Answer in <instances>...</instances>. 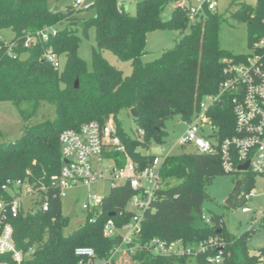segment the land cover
I'll use <instances>...</instances> for the list:
<instances>
[{
	"label": "trees",
	"instance_id": "obj_1",
	"mask_svg": "<svg viewBox=\"0 0 264 264\" xmlns=\"http://www.w3.org/2000/svg\"><path fill=\"white\" fill-rule=\"evenodd\" d=\"M176 1L142 0L137 3V13L132 14L117 0H95L91 7L96 15L81 18L73 6L54 10L49 0H0V102H12L25 121L19 140L0 145V190L7 179L20 177L51 187V178L63 164L60 134L78 129L86 121L104 124L113 120L125 146L123 152L111 153L119 164L127 159L143 167L154 163L157 156L142 154L140 146L154 139L160 141L166 133L165 121L171 117L188 121L201 112L204 98L219 93L224 70L244 58L221 47L219 30L224 17L218 11L206 10L192 20L186 9L175 6ZM171 3L174 9L165 20L163 13ZM232 16L248 23L251 44L264 38V0L255 6L237 3ZM91 26L96 28L97 44L93 48V69L79 55L80 33ZM50 27L56 32L51 31L48 40L38 36L25 46L29 36ZM168 27L180 33L189 29V33L152 62H144L149 33ZM6 29L13 31L12 40L6 39ZM105 49L119 59L130 60L132 74L126 76L112 65L103 55ZM50 50L66 58L64 67L48 60ZM42 102L54 104L57 117L32 124ZM132 108L141 114L137 121L144 141L132 138L121 128L120 113ZM206 113L219 140L235 134L229 99L210 104ZM162 161V186L145 210L142 232L134 243L150 251L123 252L121 258L108 264H216L210 258L220 252L222 264L264 263V250L259 255L250 252L249 234L231 233L220 215L204 216L207 185L226 172L220 156L188 152L172 154ZM234 174L243 180L240 197L250 193L256 175L251 171ZM56 192L50 189V193ZM133 194L129 184L112 189L101 206L103 214L69 233L66 228L71 218L63 214L58 195L48 211H22L12 218V224L17 248L25 252L32 249L23 264H79L75 254L79 246L94 247L97 259L107 262L121 245L122 235L105 237L103 227L109 218L119 228L132 219L129 204ZM212 237L218 244L206 252L172 256L151 253L150 243L157 238L168 245L181 240L187 246H200Z\"/></svg>",
	"mask_w": 264,
	"mask_h": 264
},
{
	"label": "built area",
	"instance_id": "obj_2",
	"mask_svg": "<svg viewBox=\"0 0 264 264\" xmlns=\"http://www.w3.org/2000/svg\"><path fill=\"white\" fill-rule=\"evenodd\" d=\"M83 3L82 0L76 1L79 6ZM175 6L186 9L190 19L194 20L206 10L218 11V0H192V2L178 0ZM51 31L56 32L55 28L50 27L33 37L29 36L25 46L28 47L38 36L48 40ZM12 47L11 44L10 50ZM13 57L16 58L15 55ZM46 57L55 66L62 67L59 57L51 50ZM224 74L219 93L208 97L210 104L229 99L235 115V134L219 140L214 135L215 126L206 113L210 104L204 108L202 104L201 112L191 120L184 121L187 129L177 143L181 146L192 144L196 152L202 154H218L223 169L228 173L251 171L254 175L264 178V38L255 39L252 43V52L237 63L230 64L224 70ZM206 126L211 129L209 134H204ZM60 144L63 164L59 173L51 178V187L32 183L21 177L7 179L3 183L0 190V264H23L28 253L32 252V249L25 252L17 248L12 224V218L19 216L22 211L25 212V197L32 198V207L28 212H37L38 209L48 211L56 195L62 199L72 188L90 187L105 180L111 181V190L124 184L131 186L134 196L129 204V211L134 215L120 228L113 218L107 219L103 227L105 237L122 235L121 245L116 248L107 262L97 259L94 247L79 246L75 250L79 264H108L109 261L116 260L123 251L132 254L141 249L150 251L134 243L142 232L145 210L156 200L157 191L162 186L160 168L163 161L156 157L152 165L145 167L129 159L119 164L111 153H121L125 150V146L113 120H108L104 124L94 120L86 121L78 129L65 130L60 134ZM247 161H250L248 170H239L240 165ZM50 189H56L58 193L52 194ZM252 193L250 191L247 194L252 195ZM106 197L88 194V199L82 206L87 214L85 222L96 221L103 214L101 206ZM242 210L244 213L250 212L246 206L242 207ZM217 244V238L213 237L200 246H187L181 240L168 245L157 238L150 243V246L153 248L151 253L154 256H172L206 252L210 246ZM222 260L221 252L210 258V261L216 264H222Z\"/></svg>",
	"mask_w": 264,
	"mask_h": 264
},
{
	"label": "rangeland",
	"instance_id": "obj_3",
	"mask_svg": "<svg viewBox=\"0 0 264 264\" xmlns=\"http://www.w3.org/2000/svg\"><path fill=\"white\" fill-rule=\"evenodd\" d=\"M77 0H49L52 9L66 10L68 6H73L77 11V16L93 17L96 15L95 8L91 7L95 0H82V6L76 4ZM142 0H117L118 5L123 7L127 12L137 13V3ZM259 0H218V13L224 17L219 30V41L221 47L232 52L235 55L246 56L252 52V44L249 39V26L243 20L237 19L232 14L237 8V3H247L255 6ZM196 4V3H194ZM174 9V3L168 4L163 13V18L168 20ZM189 33L186 29L184 33H180L171 28H163L151 31L147 37V52L143 55L144 62H152L158 58L163 51L174 47L178 41ZM6 39L12 40L15 35L12 30L6 29L4 32ZM81 48L79 50L80 57L87 62L88 68L93 69V48L96 44V28L90 27L86 33L81 32ZM104 57L115 67L121 69L124 75L129 76L133 72V64L130 60L119 59L112 50H103ZM60 62L62 67L65 65V57L61 56ZM203 108L210 104L209 97L203 100ZM57 117L56 107L54 104L42 102L38 107L35 115L31 119V123L35 124L45 119H55ZM119 120L121 128L132 138L144 141L138 121L133 117L131 111L123 110L120 113ZM25 121L20 114L19 109L10 101L0 102V145L19 140L23 135V127ZM165 131L160 141L154 139L147 144L140 146L139 150L144 155L157 156L160 160L172 154H181L195 152L196 148L192 144L181 146L177 143L180 136L187 129L186 123L180 116L171 117L165 121ZM211 129L206 126L204 134H209ZM240 179V178H239ZM238 176L233 173L223 172L217 175L207 185L208 197L202 205L205 218L220 215L223 217L228 230L236 235L241 233L249 234L248 240L249 250L252 254L259 255L264 250V178L256 175V182L252 189V195L244 194L240 197L234 208L226 205V200L230 197L234 189ZM176 183V182H175ZM178 183V182H177ZM111 192V181L105 180L91 185L90 187L80 186L72 188L66 192V196L61 199L62 212L69 217L71 208L76 205L77 216L69 220L66 231L72 232L80 225L85 223L87 214L83 211V203L88 199V194L106 197ZM248 207L249 213H244L242 207ZM32 207V198L25 197L24 211L28 212ZM201 224L205 220H200ZM125 248V247H124ZM124 252V251H123ZM118 255V258L122 254ZM98 263V262H97Z\"/></svg>",
	"mask_w": 264,
	"mask_h": 264
},
{
	"label": "water",
	"instance_id": "obj_4",
	"mask_svg": "<svg viewBox=\"0 0 264 264\" xmlns=\"http://www.w3.org/2000/svg\"><path fill=\"white\" fill-rule=\"evenodd\" d=\"M56 9V8H55ZM54 9V10H55ZM75 86L78 87L79 86V81L77 80L76 83H75ZM131 114L133 115V117L137 120L138 118L141 117V114L139 111H137L135 108H132L131 110ZM250 166V161H247L246 163L244 164H241L240 167H239V170H248ZM242 186H243V180L240 179L237 181L234 189L232 190L231 192V195L230 197L226 200V205H228L229 207H232L234 208L236 206V203L237 201L239 200L240 198V195H241V190H242ZM69 217L72 219L74 217H76L78 214H77V209H76V205H74L72 208H71V211L69 213Z\"/></svg>",
	"mask_w": 264,
	"mask_h": 264
},
{
	"label": "crops",
	"instance_id": "obj_5",
	"mask_svg": "<svg viewBox=\"0 0 264 264\" xmlns=\"http://www.w3.org/2000/svg\"><path fill=\"white\" fill-rule=\"evenodd\" d=\"M196 152V151H195ZM249 213V212H248ZM123 255V254H122ZM119 258H121V256L119 257ZM118 259V256L116 257V260Z\"/></svg>",
	"mask_w": 264,
	"mask_h": 264
}]
</instances>
